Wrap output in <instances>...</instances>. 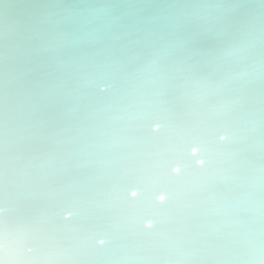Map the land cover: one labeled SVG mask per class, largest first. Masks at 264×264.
Segmentation results:
<instances>
[{"label":"bare ground","instance_id":"bare-ground-1","mask_svg":"<svg viewBox=\"0 0 264 264\" xmlns=\"http://www.w3.org/2000/svg\"><path fill=\"white\" fill-rule=\"evenodd\" d=\"M75 1L0 0V78L2 74L15 75L19 83L36 96L35 107L27 115V120L34 125L33 135L24 145L28 158L56 160L57 170L70 172L66 154L72 152L74 156L77 142L83 143L89 130L91 146L122 138L120 146L113 147V156L140 153L143 155L139 159L152 163L163 157L147 154L169 155L170 146L176 143V130L169 127L161 132L153 124L152 132L160 135L150 138L144 129L146 121L138 118L141 111L149 110L154 100L150 82L154 75L167 79L164 99L170 106L187 81L201 80L217 85L239 72L253 74L250 80L264 85L260 74L264 64V22L257 25L253 33L229 32L224 28L199 32L194 31L199 16L214 0ZM38 8L43 9L44 16L37 22ZM261 9L264 18V5ZM145 10L156 13L159 26L140 39ZM85 15L101 18L108 27L111 53L90 57L84 54V58L68 61L22 55L40 48L52 28L73 24ZM13 26H16L15 31ZM210 34L212 39L202 43ZM234 49L242 51L233 55ZM102 72L108 74L112 83L109 91L98 90L92 83ZM15 87L13 83L9 90L14 91ZM261 99L252 104L249 92L239 86L224 87L208 97L210 104L220 100L236 101L231 119L239 132L237 141L225 146V150L232 153L230 166L234 179L216 183L211 192L231 200L234 204L232 219L243 230L251 232L260 223L264 200L262 175L249 184L252 177L247 157L249 144L261 141ZM112 123H116V129L105 128ZM74 129L79 130L76 138ZM10 152L15 156L17 147L13 145ZM196 163L199 166L200 161ZM176 171L173 169V173ZM44 175L39 170L33 174L35 195L23 198L20 204L15 187L11 189L3 214L6 251L14 240L9 233L23 231L28 234L26 242L33 245L55 243L64 247L79 245L136 253L150 257L153 264L172 254L166 242L156 235L167 231V223L158 225L152 233L134 234L125 220L126 200L137 198L136 184L147 180L144 171H125L119 166L102 169L92 162L83 180L74 173L49 182L57 191L43 183ZM125 188L130 190L125 192ZM95 192L99 194L94 196ZM162 195H157V201H161ZM45 210H51L50 214L43 213ZM60 217L68 222L79 221L80 228L76 229L74 224H58ZM253 233L259 244L260 229Z\"/></svg>","mask_w":264,"mask_h":264},{"label":"snow or ice","instance_id":"snow-or-ice-1","mask_svg":"<svg viewBox=\"0 0 264 264\" xmlns=\"http://www.w3.org/2000/svg\"><path fill=\"white\" fill-rule=\"evenodd\" d=\"M16 30V26L12 27ZM241 49H234L239 55ZM264 81V64L260 69ZM0 78V264H153L150 257L136 253H118L116 250L85 248L79 245L64 247L55 243L33 245L27 243L28 234L23 231L9 233L14 237L7 251L4 243L6 192L15 187L17 199L35 195L33 174L39 170L47 173L58 167L56 160H35L24 154V145L34 132V125L27 115L35 107L36 96L32 90L19 83L15 75L2 74ZM242 74L241 78H252ZM154 100L147 111L138 118L144 119L147 136L156 124L161 132L171 127L176 143L169 148V155L152 163L139 159L140 153H124L113 156V147H119L121 137L107 144L82 149L78 159L82 164L98 163L102 169L115 166L122 170L144 171L147 180L136 184L137 198L126 200L125 220L134 234L152 233L158 225L167 223L166 232H158L172 253L157 264H264V200L260 209V242L254 233L243 230L232 219L234 204L218 196L211 189L216 183L234 179L230 162L232 153L225 146L235 143L239 132L231 119L236 101L220 100L215 104L208 97L231 84L226 81L212 85L206 81H187L180 87L177 100L164 99L168 81L154 75L151 79ZM15 83L14 91L9 87ZM92 83L98 90L109 91L112 83L107 73H100ZM260 148L264 152V97L261 99ZM255 126V121L252 122ZM15 145L17 154L11 155ZM99 148V151L97 150ZM196 154L193 155L192 153ZM197 161H200L199 166ZM173 169L177 171L173 173ZM261 184L264 187V171ZM125 188L124 191H129ZM157 201V195H161ZM211 193V194H210ZM146 223L148 227H146ZM103 254V255H101ZM7 255V259H6Z\"/></svg>","mask_w":264,"mask_h":264},{"label":"water","instance_id":"water-1","mask_svg":"<svg viewBox=\"0 0 264 264\" xmlns=\"http://www.w3.org/2000/svg\"><path fill=\"white\" fill-rule=\"evenodd\" d=\"M76 3L75 0H70ZM264 5V0H214L210 5L205 7L198 19L194 31L207 32L214 31L218 29H226L230 31H238L239 33H253L255 27L264 22L262 16L261 7ZM38 14L36 15L37 22L41 19L43 15V9L38 8ZM92 18H94V24H92ZM90 26H92V32H90ZM159 26L158 18L156 13L145 10L142 15L140 23V34L139 38L142 39L146 35L156 31ZM90 36V38H88ZM211 34L202 39L204 41L211 40ZM99 40V41H98ZM88 44V46H86ZM111 53L109 50V32L108 27L104 24L99 17H89L85 15L84 19H80L73 24H65L58 28H52L46 35V38L42 42L40 48L30 50L29 52L23 53L22 55L30 58H39L45 60H74L79 58L97 56L102 54ZM242 74L237 72L232 74L229 78L221 81V84L226 81H231V84L225 86L228 88L230 86L243 87L247 92H249L252 104L255 100L260 97H264V85L248 78H241ZM254 106V105H253ZM107 129H116V123L105 127ZM78 129H74L73 136L76 138ZM90 130L84 137L83 143L77 142V149L72 156V152L67 153L68 159H66V164L71 165L70 172H65L63 170L49 171L43 176L46 181L43 182L49 185L55 191L54 185L49 182L58 181L60 179H65L70 177L72 174H78L82 176V180L87 176L89 170L91 169L92 162L88 164H82L78 159L79 153L82 149L91 146ZM248 160L251 166V184L255 179L262 175L264 171V152L261 151L260 143L249 144ZM72 160V164H70ZM67 165V166H68ZM58 172V176H56ZM13 188V187H12ZM6 192V201L9 202V196H11V189ZM14 192H12L13 194ZM99 194L95 192L94 196ZM17 203L20 204L22 199H16ZM16 208V207H14ZM13 211V210H12ZM15 212V211H13ZM51 210H45L43 213L49 215ZM58 224H63L66 226H71L80 228L79 221L68 222L65 218H58ZM252 230L253 232L260 229V223L257 224Z\"/></svg>","mask_w":264,"mask_h":264},{"label":"clouds","instance_id":"clouds-1","mask_svg":"<svg viewBox=\"0 0 264 264\" xmlns=\"http://www.w3.org/2000/svg\"><path fill=\"white\" fill-rule=\"evenodd\" d=\"M0 60H2V53H0ZM6 264H7V261H6Z\"/></svg>","mask_w":264,"mask_h":264}]
</instances>
